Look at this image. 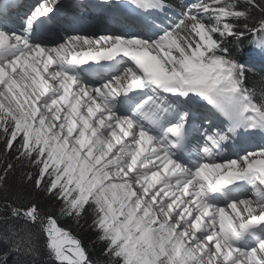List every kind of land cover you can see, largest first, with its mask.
<instances>
[{
  "label": "bare ground",
  "instance_id": "obj_1",
  "mask_svg": "<svg viewBox=\"0 0 264 264\" xmlns=\"http://www.w3.org/2000/svg\"><path fill=\"white\" fill-rule=\"evenodd\" d=\"M49 1L21 0L18 7L0 15V74H4L12 88L30 102L37 116H45L52 132H57L60 140L65 139L66 132L59 125L67 117L75 125L84 127L88 133L101 139L107 158L122 155L123 169L117 171L114 178L117 180L115 188L120 190L117 194H131L139 209L138 214H147L161 232L180 243L183 251L202 259V264H263L261 255L264 254V223L255 230L258 236L256 240L252 235L237 234L235 224L251 215H260L264 220V134L261 136L260 132L255 131L254 134L240 135L235 140L228 141L225 144V154L212 157L202 165L189 166L191 175H186L182 171L183 166L177 164L181 160L174 162L177 158H170L162 154L163 151L157 150V128L153 131L148 129L147 132L145 121L139 123L134 116L126 115V107L132 101H125L123 108L107 99L116 91L119 92L124 82H132L140 73L151 81L166 86L168 90L170 88L160 79L167 75L165 71L169 67L174 66L162 53L158 40L149 39L147 27L143 24L139 26V18L142 17L134 14L141 15L140 12L122 13L125 11L123 8H126V3H123L118 6L119 10L102 9L101 12L107 14H103L104 16L98 17L101 14L94 12L92 20L79 8H89L94 0H79L75 9L53 22V31L56 28L59 31L55 32L57 36H65L71 40V44L64 42L57 46V36L48 39L43 37V40L40 36H26L21 30L24 29L22 23L28 9ZM137 2L130 1L133 10ZM95 28L106 35L113 33L117 36L108 40L95 38L98 42L93 46L89 37L99 35ZM42 40L44 44L41 43ZM41 45L46 47L42 48ZM100 46L112 49L111 52L126 51L127 56L118 55L111 62L113 67L102 76L98 74V70L93 71V77L65 67L64 59L69 51H86L92 54ZM119 46H124V49L120 50ZM75 62L76 57L68 65ZM193 62L190 61L188 65L191 66ZM153 76H160V79ZM228 81L225 78L220 81L219 92L220 86H226ZM190 83L192 82L186 88L181 86L182 92L189 96L186 97L188 100L204 104L200 97L208 94L209 86L203 87L202 93L198 94L195 91L199 87ZM139 84L145 85L142 82ZM2 92L1 89L0 94ZM237 93L239 92L231 90L228 95L234 97ZM222 96L220 92L212 101L219 105L224 103L226 112L239 110L254 122L260 120L248 103L237 104ZM239 96L242 95L239 93ZM145 98L147 97L143 96L139 102L145 101ZM169 100V104L162 106V111L170 117L168 122L179 124L178 117L185 111L184 103L175 97ZM157 111V108H153L152 115H157ZM201 114L202 117L195 114L186 119L190 127L189 138L199 137L205 131H210L208 120L205 119L210 117V113L203 110ZM129 118L135 124H131ZM219 121L214 120L213 124H219ZM174 123H167V127ZM254 129L258 130L259 125ZM223 133L227 137L228 134ZM226 169L240 171L246 179L252 174L255 182L251 183V187L257 192L260 189L261 192L254 195L243 190L233 197V203L230 204L216 202L205 195L202 185H209L214 176ZM218 205H224L225 210ZM235 238L238 239L237 243H234ZM230 248H233V252L229 251Z\"/></svg>",
  "mask_w": 264,
  "mask_h": 264
},
{
  "label": "rangeland",
  "instance_id": "obj_2",
  "mask_svg": "<svg viewBox=\"0 0 264 264\" xmlns=\"http://www.w3.org/2000/svg\"><path fill=\"white\" fill-rule=\"evenodd\" d=\"M181 2L192 12V20L195 21L194 29H196L194 40L198 49H205L207 45H216L215 36L222 38L229 35L228 28L222 19L224 11L208 14L202 7L196 5L197 0H182ZM148 5L146 2V6ZM151 15L149 17L154 19L155 24L146 28L149 31V39L158 40L162 53L174 66V68L169 67L165 71L167 75L164 78L161 76L163 79H160V76L153 77L166 82L169 86L175 85L180 80V86L184 85L186 88L189 82H192L190 84L199 87L195 91L198 94L202 93L203 87L209 86L208 94L212 99L221 92L222 97H228L234 103H247L243 96H239V93L234 97L228 95L231 90L234 92L237 90L231 67L222 62H212L210 66H204L205 68L192 66L194 62L191 66L188 65L190 61H194L195 56L192 52L197 48L186 47L177 42L174 28H171V22L178 17L174 12H164L160 9ZM261 51L264 53V47ZM250 56L251 54L245 58L244 67L264 68V60L260 55ZM198 63L201 64V62ZM188 74L189 77L185 81ZM224 78L229 81L226 86H220L219 92L218 85ZM8 81L4 74H0V90H3L0 94V133L2 131L6 133L7 142L15 137L26 138L27 150L31 151L35 145L46 156L41 161L39 170L28 177L32 178V183L34 182L33 188L40 190L46 187L48 189L60 184L54 194L58 203L61 200L60 196L68 190H74L72 204L84 202L89 197L94 199L103 211L102 222L105 230L109 232L113 242L117 243L129 264L203 263V260L197 258L196 255L183 251L178 241L161 232L147 214H138L139 209L131 194L126 192L122 196L117 194V191L120 190L115 188L117 180L114 178L117 176V171L123 169L122 155L107 158L101 139L88 133L84 127L75 125L67 117H64L59 125L63 126L66 132L65 139L60 140L59 134L55 131L52 132L45 116H37L35 109L29 104L30 102L19 95ZM249 108L252 112H256L250 105ZM33 162L35 163V161ZM49 169H52L55 175L40 183L41 174ZM183 172L185 171L183 170ZM185 174L190 176L191 172L186 171ZM249 179L252 184L255 182L252 174L249 175ZM254 191V195L261 192L260 189L258 192ZM251 192L253 193V191ZM57 235L58 233L54 232L53 245L58 249L62 246L68 249V254H64L61 259L64 263H72L78 257V249L74 247L75 244L72 241L65 242ZM229 251L233 252V248H230Z\"/></svg>",
  "mask_w": 264,
  "mask_h": 264
},
{
  "label": "trees",
  "instance_id": "obj_3",
  "mask_svg": "<svg viewBox=\"0 0 264 264\" xmlns=\"http://www.w3.org/2000/svg\"><path fill=\"white\" fill-rule=\"evenodd\" d=\"M163 1L177 8L172 0ZM200 6L208 14L224 11L229 35L215 36L216 45L200 50L194 40L195 21L185 17L174 26L177 42L197 48L192 52L194 63L209 66L220 61L231 67L241 92L264 112V70L243 67L251 51L264 47V0H200ZM25 140L15 137L7 142L6 133H0V264H129L105 230L103 211L94 199L72 204L74 190H68L58 203L54 194L60 184L33 188L28 177L46 156L35 145L27 150ZM53 175L52 169L45 170L40 183ZM54 232L78 249L72 263L62 261L69 250L53 245Z\"/></svg>",
  "mask_w": 264,
  "mask_h": 264
}]
</instances>
